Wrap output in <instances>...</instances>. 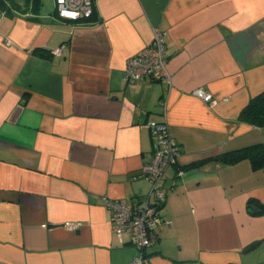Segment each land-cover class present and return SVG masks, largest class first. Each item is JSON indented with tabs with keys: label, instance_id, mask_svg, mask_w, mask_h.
I'll use <instances>...</instances> for the list:
<instances>
[{
	"label": "crops",
	"instance_id": "0c3cea01",
	"mask_svg": "<svg viewBox=\"0 0 264 264\" xmlns=\"http://www.w3.org/2000/svg\"><path fill=\"white\" fill-rule=\"evenodd\" d=\"M12 1L0 4V264H128L140 250L111 231L107 201L148 193L147 123L164 120L181 154L160 210L170 223L143 264H264V168L213 159L264 144L239 118L264 92V0H92V21ZM154 28L171 84L125 80Z\"/></svg>",
	"mask_w": 264,
	"mask_h": 264
},
{
	"label": "built area",
	"instance_id": "2783aa9c",
	"mask_svg": "<svg viewBox=\"0 0 264 264\" xmlns=\"http://www.w3.org/2000/svg\"><path fill=\"white\" fill-rule=\"evenodd\" d=\"M54 3L58 16L64 19L80 20L90 17L93 12L92 0H54ZM55 52H60V49ZM146 77L171 84V75L166 68L164 33L159 28H154L152 42L128 58L125 64V80H142ZM193 93L210 105L217 103L203 88H196ZM147 126L155 140L152 153L141 166V176L150 182L148 193L134 203L107 201L111 231L119 240L128 234L131 242L140 250L128 264H143L144 250L158 239V225L161 222L170 223L169 220L162 219L160 205L165 201L167 193V171L178 163L181 154L179 144L170 134L166 120L150 121ZM63 226L77 230L80 223L67 221Z\"/></svg>",
	"mask_w": 264,
	"mask_h": 264
},
{
	"label": "trees",
	"instance_id": "16d2710c",
	"mask_svg": "<svg viewBox=\"0 0 264 264\" xmlns=\"http://www.w3.org/2000/svg\"><path fill=\"white\" fill-rule=\"evenodd\" d=\"M12 2V0H9V3ZM0 4L5 6L6 0H0ZM92 14L86 19L91 21L94 20ZM239 118L255 126L264 127V92L250 99L245 108L240 112ZM213 159L223 163H234L242 159H248L254 169L264 168V144L257 143L239 149L226 151L214 156ZM204 161L205 160H202L191 166L199 165ZM164 202L161 203L160 210L164 205ZM251 203L252 202L249 201V207L251 206ZM259 211L264 213V205L259 206Z\"/></svg>",
	"mask_w": 264,
	"mask_h": 264
},
{
	"label": "rangeland",
	"instance_id": "374dc122",
	"mask_svg": "<svg viewBox=\"0 0 264 264\" xmlns=\"http://www.w3.org/2000/svg\"><path fill=\"white\" fill-rule=\"evenodd\" d=\"M53 0H42V5L45 9H51Z\"/></svg>",
	"mask_w": 264,
	"mask_h": 264
}]
</instances>
